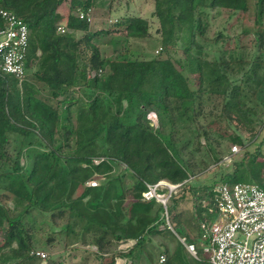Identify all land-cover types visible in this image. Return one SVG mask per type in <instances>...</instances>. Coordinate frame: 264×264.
<instances>
[{"label": "rangeland", "instance_id": "374dc122", "mask_svg": "<svg viewBox=\"0 0 264 264\" xmlns=\"http://www.w3.org/2000/svg\"><path fill=\"white\" fill-rule=\"evenodd\" d=\"M78 1L82 6L87 2L89 4L83 16L88 22V32L91 33L88 41L90 47L78 45V56L85 53L86 57L96 54L100 58L98 63L85 61L88 68L112 61L168 59L186 77L195 93L194 100L181 105L172 98H167L164 107L142 111L141 106L128 105L124 100L117 104L111 99L110 103L101 104L98 114L101 123L99 128L101 129L103 120L107 124L110 120L116 121L118 127L108 133L100 132L91 139L84 136L79 149H74L75 132L83 125L92 123L85 113L92 101L89 99L94 98L93 90L85 86L76 87L75 94L71 93L69 96L71 103L62 105L66 95L59 93L56 88L52 90L39 79L43 75L53 76L51 53H45L44 57L48 58L46 62H41L43 57L38 53L39 58L31 61V75L27 83L33 87L35 98L55 109L57 113L66 108L64 111L69 114L73 131L66 129V125L61 122L60 113L61 116L59 114L50 135L54 147L60 149L61 156L55 161L51 157L41 159L47 148L35 135L40 128L39 122L25 116L34 128L28 136H22L20 131L9 132L4 151L12 160L20 151L19 163L23 168L20 175L24 181L35 163H42L39 165V175L43 172V165L52 164V171L59 174L58 168L68 165L64 155L69 154L73 157L69 165L73 169L71 177L74 180L63 194L57 189L51 191L48 200L55 210L45 213L40 209L30 208L28 203L6 190L9 183L19 189L14 175H0V205L6 214L0 225V264H165L169 253L179 241L165 228L164 221L158 220L156 232L145 234L143 244L136 246L132 258H126L125 255L133 246L130 239L121 242L103 235L101 228L88 223L83 217L76 218L77 212H69L61 206L60 201L69 204L70 200H77L85 189L81 181L86 180V185L94 181L96 186L101 185L103 188L100 193L101 201L106 196L104 190L110 191L109 202L103 204L101 209L104 211L106 208L108 211V206L116 220L109 224L104 220L103 214L102 222L109 224L110 231H114L116 236L121 234L122 227L134 234H141L140 229L147 218L143 213H133L139 193L136 186L145 187L152 183L144 181L140 184L137 174L130 171L129 165L138 168L143 164L145 175L169 179L164 174L175 168L165 169L158 165L161 158L170 157L172 164L183 169L191 179L183 196L176 199V207L170 211L171 224L176 227L177 234L188 233L189 237H193L198 232V217L195 213L197 189L208 187L223 178L232 182H253L264 189V146L257 156H251L256 153L264 137V35H261L264 27V0H247L244 11L210 7V0H205L195 12L194 17H198L200 21V34L193 36L192 47L189 44L190 36L182 30L176 31L168 43L163 40L160 23L153 14L154 0ZM71 4L72 0H63L55 12L56 35L69 33L66 30L67 17L71 14L77 15L74 11L71 13ZM131 18L146 21L147 34L144 37L134 39L128 36L129 30L124 22ZM82 35V32H78L75 39ZM62 46L63 43L61 48ZM187 54L200 62V72H191ZM62 60L60 57V63ZM219 62L225 64L224 73L229 85L226 94H221L226 82L221 83L210 72ZM80 63L78 61L77 66L72 69L70 62H66L58 65L57 70L67 81L72 72L75 76L79 73L82 68ZM109 68L107 66L91 71L101 70L95 75L101 77L110 72ZM236 101L239 105H235ZM84 105L87 107L83 108ZM22 106L25 114V105ZM39 113L35 111V115ZM130 126L144 131V138L147 134L150 136L138 142L130 140L125 152L119 147L117 136L123 131L122 127ZM133 134L130 132L131 138ZM258 135V139L251 144ZM238 139L241 141H237ZM232 147L236 149L233 151ZM143 154L149 156L146 160L150 166L145 162ZM85 155L92 159L93 165L103 162L106 167L92 174L86 164L74 163L75 159ZM3 163L7 162L1 164ZM6 167L5 164L3 171ZM175 177L178 175L175 174ZM45 180L48 185L53 184L49 182V178ZM118 191L123 192L122 199L118 196ZM77 209L80 210L81 207L77 206ZM17 222L21 223V237L25 243H29L28 250L18 249L15 240L7 241L8 231L13 239L17 238V228L12 226ZM36 253H44L46 260L31 261L24 258L28 254ZM184 254L187 264H198L195 260L210 264L205 257L194 260L185 250ZM162 255L165 256L164 262L160 261Z\"/></svg>", "mask_w": 264, "mask_h": 264}, {"label": "trees", "instance_id": "16d2710c", "mask_svg": "<svg viewBox=\"0 0 264 264\" xmlns=\"http://www.w3.org/2000/svg\"><path fill=\"white\" fill-rule=\"evenodd\" d=\"M204 1L205 0H154L153 14L160 23V32L166 43L174 37L176 31L182 30L190 36L189 44L192 47L194 43L193 36L200 34V21L198 17H194L195 12ZM62 2L63 0H0V10L12 11L27 25L29 32V47L26 62L28 79L31 75V61L39 58L37 56L38 53H40L43 57L41 62H46L48 58L44 57L45 53L50 51L53 60V76L48 77L47 75H43L39 79L46 85L50 86L52 90L56 88L59 90V93L66 95L62 100V105L71 103L72 100L69 96L72 95L71 93L75 94L74 89L76 87L85 86L88 89L93 90L92 96H94V98L91 97L89 99H92V101L88 105V112L85 113L86 116L91 118L92 123L90 125H83V127L75 132L76 140L74 141L72 148L79 149L84 136L91 139L100 132L108 133L111 129L118 127L116 121L110 120L107 124L104 123L103 120L102 127L101 129L99 128L101 123L98 120V114L101 104L104 102L108 104L111 99H114L117 104H120V101L124 100L128 105L137 107L141 106L140 109H142V111H150L155 108L158 109L164 107L167 98H172L174 102H178L181 105L194 100L195 93L190 88L186 77H184L175 67L173 62L168 59L158 60L152 58L150 61L136 60L131 62L112 61L109 63H102L101 66H92L88 68L85 64L93 63V61L98 63L100 62V58L96 54H93L92 57H86L85 53H81L78 56L77 46L81 44L88 47V41L91 37V33L88 32L89 26L86 19H80L72 14L69 15L66 20V30H68L69 33H66V35H56V25H54L56 18L55 12ZM88 6V2L82 6V3L78 0H72L70 11L71 13L74 11L77 15L80 13L84 15L86 10H88ZM210 7H226L233 11H244L247 8V0H210ZM124 25L129 30L128 36H130V38L137 39L144 37L147 34L146 21L143 19L131 18L125 21ZM78 32H82L83 35L81 38L75 39V35ZM261 35H264V27L262 28ZM62 43L63 46L61 48ZM60 57L64 60H62L61 63ZM186 59L191 66V72L201 71L200 62L198 60L190 57L188 54L186 55ZM65 61L70 62L72 69L77 66L78 61L81 62L80 64L82 66L79 73L75 76L72 72L67 81L61 77V73L57 70L58 65H63L66 63ZM85 61H87V63H84ZM253 64L255 65L256 62ZM107 66L110 67V72L108 74L101 77H88L91 70H97L99 68L104 69ZM224 67L225 64L219 62L215 64V68L210 71L214 78L221 80V83L226 82L221 90V94H226L229 87L225 77ZM55 96H57V94H55ZM23 104L25 105V114L22 110ZM235 105H239L237 101ZM84 106L85 107L83 108L87 107V105ZM65 109H61L62 111L57 113L55 109H51L35 98L33 87L30 86L29 83H23V86L20 89L14 77L0 73V175H14L17 178V183H19V189H17L18 186L17 188H14L12 183H9V185H6L5 187L6 190L11 192L17 198L28 203L30 208L35 210L40 209L45 213L55 210L48 200L51 191L57 189L63 194L68 188L69 183L74 180L73 177H71L73 169L69 165L70 160H72L73 157L69 154L64 155V158L69 163L62 168H58L57 171L59 174L52 171L54 167V164H52L43 165V172L39 175L38 169L40 167L39 165L42 163H35L26 181H24L23 176L20 175L23 170L18 157L20 151H18L15 159L12 160L6 156L4 145L7 142L9 132L20 131L22 136H28L34 128V125L28 123L25 116L32 117L37 119L40 125L39 131L35 135L47 148V152L42 154L41 159L51 157L55 161V159L61 156V154L59 152L60 149L54 147L50 133L54 130L55 121L59 118L60 113L62 114V116L60 114L61 122L66 125V129L73 131V124L70 122L69 114L64 111ZM35 111L38 113L40 111V113L35 115ZM262 126L264 127V123ZM122 128L123 131L118 133L117 138L119 141V147L125 152L130 140L138 142L146 140L145 138H149L150 136V134H147L148 137L145 136L144 138L142 133L145 132L141 131L140 128L136 126ZM130 132L134 133L133 138L130 137ZM137 132H139V134ZM258 137L259 135L253 142H251V144H253ZM237 141L240 142L241 140L238 139ZM262 146H264V137L260 141L256 153L251 155L253 158L259 154ZM143 157L145 158V162L150 166V163L146 160L149 159V156L143 154ZM2 162L7 163L1 164ZM75 162L86 164L92 174H96L106 167L103 162L98 165H93L92 159L87 155L80 159H75L74 163ZM5 164L7 167L3 171ZM142 166L136 168L135 165H129L130 171H134L137 174L140 184L144 181L154 183L157 180H160V176L154 178L145 175ZM158 166L165 169L167 167L175 168L170 169L164 174L171 182H179L188 177L183 169L172 164L170 157H166L165 159L161 158ZM175 174L178 175V177H175ZM1 178L2 177H0V179ZM48 178L50 183L53 182L52 185L46 183L45 179ZM81 182L85 185L81 197L73 201L69 199V204L60 201V203H62L61 206L66 208L69 212H77L78 217L76 218L83 217L87 219L88 223L101 228L103 235L116 238L117 241L121 242L129 239L134 240V246H132L131 250L127 252L128 254L125 255L126 258L130 256L132 258V253L136 246L143 244L144 235L148 234V232H156V222L159 220V215L162 210L160 205L154 201H142L141 192L145 187H141L140 185L136 186L139 193L136 198L137 205L133 208V213L135 215H137L136 213H143L144 216L146 215V222L144 223L143 228L140 229L141 234H134L122 227L120 230L121 234L116 236L114 231L111 232V229L109 228V224L116 221L114 220V215L112 216L111 209H109L108 206V211H106V208L104 211L101 209L103 204L109 202L108 194L110 191L108 189L104 190V195L106 196L101 201L100 193L103 190L101 185L87 186L86 180H82ZM118 194L121 199L124 197L122 191H118ZM86 197H88L87 200L82 203ZM176 199H173L170 211L174 210L173 208L176 207ZM56 202L59 204L58 200ZM77 206H80L81 209H77ZM103 214H105L104 220L106 219V222L109 224L102 222ZM117 214H121V212H117ZM5 215V211L0 205V225L5 218ZM12 226H16L17 228V238L13 239L12 234L8 231L7 241L10 242L15 240L17 243L16 247L20 250L30 249L29 243H25L21 237L22 234L20 231L22 229H19L21 223L17 222ZM101 244L102 246L104 245L103 242ZM185 255L184 248L178 243V245L173 248V251L169 253L165 264H172L171 262L176 264H187ZM24 258H28L31 261L37 259L29 254L24 256ZM195 261H197L198 264H205V262H198L200 260Z\"/></svg>", "mask_w": 264, "mask_h": 264}, {"label": "built area", "instance_id": "2783aa9c", "mask_svg": "<svg viewBox=\"0 0 264 264\" xmlns=\"http://www.w3.org/2000/svg\"><path fill=\"white\" fill-rule=\"evenodd\" d=\"M82 19L83 14L75 15ZM29 32L26 23L10 10H0V73L16 79L21 89L29 82L26 69ZM99 71H91L89 78ZM236 147H232L234 151ZM190 177L179 182L160 179L145 186L141 200L154 201L162 208L159 220L178 239L193 259L205 257L210 264H264V189L253 182L221 179L197 189L195 213L197 234L180 235L170 220L173 199L183 196ZM87 186H96L94 181ZM181 233H183L181 231ZM129 242V241H128ZM135 241H131V246ZM32 256L46 260L44 253ZM165 261V256L160 257Z\"/></svg>", "mask_w": 264, "mask_h": 264}, {"label": "clouds", "instance_id": "9594fccd", "mask_svg": "<svg viewBox=\"0 0 264 264\" xmlns=\"http://www.w3.org/2000/svg\"><path fill=\"white\" fill-rule=\"evenodd\" d=\"M76 17V16H75ZM131 241H134V240H131ZM135 244V243H134ZM134 244H133V246H134Z\"/></svg>", "mask_w": 264, "mask_h": 264}]
</instances>
